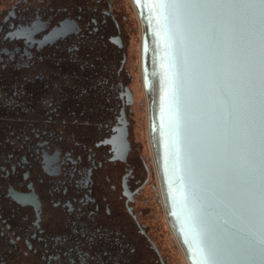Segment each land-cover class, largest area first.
<instances>
[{
  "label": "flooded vegetation",
  "instance_id": "obj_1",
  "mask_svg": "<svg viewBox=\"0 0 264 264\" xmlns=\"http://www.w3.org/2000/svg\"><path fill=\"white\" fill-rule=\"evenodd\" d=\"M139 19L132 0H0V264H184L151 160ZM35 21L31 44L6 38Z\"/></svg>",
  "mask_w": 264,
  "mask_h": 264
},
{
  "label": "snow or ice",
  "instance_id": "obj_2",
  "mask_svg": "<svg viewBox=\"0 0 264 264\" xmlns=\"http://www.w3.org/2000/svg\"><path fill=\"white\" fill-rule=\"evenodd\" d=\"M157 3L165 10L170 38L180 49L177 92L182 94L186 67L179 41L182 30L201 81L205 87L214 83L227 104L228 116L221 121V135L209 132L202 148L204 159L193 158L188 183L189 204L195 206L205 197L209 201L198 209L202 257L206 264H220L224 258L264 264V0ZM42 25L43 21H35L6 38L22 37L31 44L32 34ZM76 27L70 19L57 25L64 32ZM57 38V30L48 33L49 40ZM178 112L182 120V104H178ZM224 128L228 129L227 136L223 135ZM201 180L202 187L197 190L195 184ZM213 216L222 217L221 232L231 236L228 242L213 241L207 225Z\"/></svg>",
  "mask_w": 264,
  "mask_h": 264
},
{
  "label": "water",
  "instance_id": "obj_3",
  "mask_svg": "<svg viewBox=\"0 0 264 264\" xmlns=\"http://www.w3.org/2000/svg\"><path fill=\"white\" fill-rule=\"evenodd\" d=\"M144 25L141 55L146 89L151 93V133L157 152L168 215L190 264H206L202 257V223L198 209L208 204L205 197L195 206L187 202L189 177L193 173V158L204 159L202 151L209 132L221 135V121L226 119L224 95L215 86L205 87L194 69L192 49L183 31L179 41L185 57L182 94L177 92L179 47L170 38L165 10L157 0H132ZM174 96L177 97L174 100ZM183 105V119L178 112ZM183 129V132L181 131ZM228 135V129H223ZM203 181L195 184L197 190ZM221 216L207 221L213 241L226 243L230 235L221 232ZM241 226L238 224V227ZM220 264H258V262L224 258Z\"/></svg>",
  "mask_w": 264,
  "mask_h": 264
},
{
  "label": "bare ground",
  "instance_id": "obj_4",
  "mask_svg": "<svg viewBox=\"0 0 264 264\" xmlns=\"http://www.w3.org/2000/svg\"><path fill=\"white\" fill-rule=\"evenodd\" d=\"M141 19V18H140ZM141 24H142V34H143V29H145L144 28V25H143V22H142V20H141ZM141 46H142V39H141ZM152 149H154V148H152ZM154 153V152H153ZM152 160H153V165H154V169H155V171H156V173H157V180H158V183H159V190H160V196H161V202H162V207H163V211H164V214H165V218H166V220H167V223H168V225H169V227H170V230H171V233H172V235H173V238H174V240H175V243L178 245V247L180 248V250H181V252H182V254H183V256H184V259H185V261H186V263L187 264H190L189 263V261H188V259H187V257H186V254H185V252H184V249H183V247H182V245H181V243H180V241H179V239H178V237H177V235H176V233H175V231H174V229L172 228V226H171V219H170V217H169V215H168V210H167V204H166V199H165V194H164V191L162 190V185H161V182H160V179H159V169H158V167H157V155L156 154H154V156L152 155Z\"/></svg>",
  "mask_w": 264,
  "mask_h": 264
},
{
  "label": "rangeland",
  "instance_id": "obj_5",
  "mask_svg": "<svg viewBox=\"0 0 264 264\" xmlns=\"http://www.w3.org/2000/svg\"><path fill=\"white\" fill-rule=\"evenodd\" d=\"M136 11V10H135ZM139 28H140V34H141V36H140V77L142 78V74H141V39H142V24H141V19H139ZM143 31H144V29H143ZM149 95V94H148ZM145 98H147L146 97V95H145ZM146 101H147V99H146ZM147 103V102H146ZM147 106V105H146ZM147 115H148V113H147V111H146V120H147ZM148 127H149V123H147V129H148ZM147 132H149V130H147ZM150 149V151L152 152V150H151V148H149ZM151 154V153H150ZM153 155V154H152ZM152 155H151V160H152ZM165 215V214H164ZM166 219V218H165ZM166 222H167V220H166ZM168 224V223H167ZM169 226V225H168ZM169 229H170V227H169ZM171 231V230H170ZM172 234V233H171ZM172 237H173V235H172ZM173 240H174V238H173ZM174 242H175V240H174ZM176 246L178 247V245L176 244ZM179 248V247H178ZM179 250H180V248H179ZM180 252H181V250H180ZM181 255H182V257H183V261H184V264H187L186 263V261H185V259H184V256H183V254H182V252H181Z\"/></svg>",
  "mask_w": 264,
  "mask_h": 264
},
{
  "label": "built area",
  "instance_id": "obj_6",
  "mask_svg": "<svg viewBox=\"0 0 264 264\" xmlns=\"http://www.w3.org/2000/svg\"><path fill=\"white\" fill-rule=\"evenodd\" d=\"M143 82H144L143 84H144V87H145L144 74H143ZM149 109H150V128H151V102H150ZM148 121H149V116L147 115V123H148Z\"/></svg>",
  "mask_w": 264,
  "mask_h": 264
}]
</instances>
